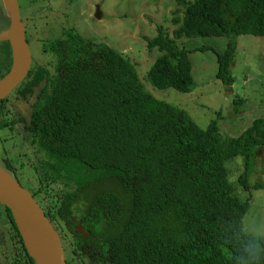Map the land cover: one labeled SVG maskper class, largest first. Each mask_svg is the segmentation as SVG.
Listing matches in <instances>:
<instances>
[{
  "label": "trees",
  "instance_id": "trees-1",
  "mask_svg": "<svg viewBox=\"0 0 264 264\" xmlns=\"http://www.w3.org/2000/svg\"><path fill=\"white\" fill-rule=\"evenodd\" d=\"M179 2L185 10L172 19L173 31L158 25L157 35L146 38L148 48L161 54L148 72L150 82L190 93L195 82L189 53L211 49L217 56L216 77L232 85L236 37L264 36V0ZM197 36L228 41L223 51L176 43ZM42 46L52 56L51 66H33L12 95L0 100V131L11 129L33 148L38 162L19 161L20 167L12 165L10 173L24 182V170L31 165L39 182L31 191L74 259L264 264V235L245 229L251 195L239 197L227 167L230 160L242 158L238 184L247 191L262 187L249 180L256 151L264 147V117L238 137H223L221 111L201 128L185 109L149 92L135 64L112 46L73 28L44 39ZM13 95L15 101L35 96L29 118L9 108ZM234 102L245 100L238 96ZM105 183L121 190L101 189L73 217L72 207L82 194ZM122 190L125 196L117 192ZM6 208L16 242L26 249Z\"/></svg>",
  "mask_w": 264,
  "mask_h": 264
},
{
  "label": "rangeland",
  "instance_id": "rangeland-1",
  "mask_svg": "<svg viewBox=\"0 0 264 264\" xmlns=\"http://www.w3.org/2000/svg\"><path fill=\"white\" fill-rule=\"evenodd\" d=\"M2 3L4 5V1L0 0V33L7 31L10 26L9 15L5 13V7L2 8ZM98 9L100 13L97 18L95 14ZM184 10L179 0H21L22 19L28 26L26 37L32 52L30 70L33 66H51L49 62L52 56L43 52L44 39L58 38L62 35L63 27L73 28L82 36L96 38L123 53L135 64L149 92L158 99L185 109L201 128H207L212 120L218 119V112L221 111V135L238 137L255 119L264 117V36L242 34L236 37L237 49L231 68L235 81L232 85L216 77L217 56L213 50L207 49L189 53L195 82L193 91L182 93L174 88L160 89L152 85L148 72L161 54L157 49L148 48L146 38L157 35L158 25L171 33L176 27L172 19L175 14L182 17ZM67 20L69 24L66 25ZM227 41L226 37L197 36L184 37L176 43L185 48L207 45L223 51ZM13 53L14 46L10 40L0 42V70L4 71L12 62ZM238 96L245 100L241 105L234 102ZM34 101L35 96L27 101H15L13 95L7 105L17 116L29 118ZM12 116L9 113V117ZM19 161L32 165L38 159L22 135L5 128L0 131V165L10 173L12 165L20 167ZM31 165L24 170L28 180L21 181L29 191L39 183ZM227 167L239 197L246 200L251 195L250 207L245 216L246 231L256 236L264 235V147H258L256 151L249 180L251 186L262 187L247 191L238 184L244 170L242 158L230 160ZM106 187L121 190L110 183L92 187L77 200L71 215L79 216L91 196ZM117 192L125 196L123 190ZM14 234L6 207L0 203V255L14 254ZM85 264L89 263L85 261Z\"/></svg>",
  "mask_w": 264,
  "mask_h": 264
},
{
  "label": "water",
  "instance_id": "water-1",
  "mask_svg": "<svg viewBox=\"0 0 264 264\" xmlns=\"http://www.w3.org/2000/svg\"><path fill=\"white\" fill-rule=\"evenodd\" d=\"M3 1L4 7L10 13L11 22L9 29L0 33V42L10 40L14 46V53L10 71L0 78V100L7 97L27 78L32 65V52L26 37V27L21 19L18 0ZM99 13L98 9L97 18ZM11 35L14 39H11ZM0 203L11 210L20 231L24 225L28 232L42 242L43 253L34 256L37 264H68L61 238L42 207L31 191L22 186L1 165ZM76 228L85 234L86 231L81 224Z\"/></svg>",
  "mask_w": 264,
  "mask_h": 264
},
{
  "label": "flooded vegetation",
  "instance_id": "flooded-vegetation-1",
  "mask_svg": "<svg viewBox=\"0 0 264 264\" xmlns=\"http://www.w3.org/2000/svg\"><path fill=\"white\" fill-rule=\"evenodd\" d=\"M18 3H19V7H20V12H21V0H18ZM4 7V5H3V3H2V8ZM4 10L6 11L5 13H7V15H9V17H8V19H9V24H10V22H11V17H10V14H9V12L4 8ZM22 13H21V19H22ZM66 18L68 19V16H66ZM22 21H23V19H22ZM24 22V21H23ZM25 23V22H24ZM65 24L67 25V24H69V20H67L66 22H65ZM25 26H26V33H27V28H28V26H27V24L25 23ZM10 27V26H9ZM63 30H62V33L65 31V30H67V29H69L68 27L66 28H62ZM12 43V42H11ZM13 60V59H12ZM33 64V63H32ZM11 67H12V62L10 63V64H8L5 68V70L4 71H2V70H0V78H2L3 76H5L9 71H10V69H11ZM31 67H32V65H31ZM31 71V70H30ZM30 71H29V73H30ZM29 75V74H28ZM33 193V192H32ZM36 199V198H35ZM6 210H7V208H6ZM79 225V224H78ZM75 226H77V225H75ZM15 235V234H14ZM24 239V238H23ZM62 241V240H61ZM25 242V241H24ZM63 243V242H62ZM15 246L17 247V249H15L14 248V254H12V255H8V254H1L0 255V264H36V261H35V259L30 255V253H29V251H28V249L26 248V249H24V248H22V244L19 242H16V239H15ZM26 245V244H25ZM64 247V246H63ZM23 250V251H22ZM66 252H65V254H66V262L68 263V264H77L79 261H80V264H85V261L87 262V263H89V264H99L98 262H94V261H91L90 259H88L87 257H85L84 259L83 258H81V259H74L72 256H71V254L70 253H68L67 252V250H65ZM26 253V254H25ZM23 255V256H22ZM9 256V258H7ZM15 256V257H14ZM25 256V257H24ZM26 256H27V259H25L26 258ZM11 257V258H10ZM29 257V258H28ZM33 258V260H32V258ZM11 259V260H10ZM87 259V260H86ZM22 260V261H21ZM74 262V263H73ZM82 262V263H81Z\"/></svg>",
  "mask_w": 264,
  "mask_h": 264
},
{
  "label": "bare ground",
  "instance_id": "bare-ground-1",
  "mask_svg": "<svg viewBox=\"0 0 264 264\" xmlns=\"http://www.w3.org/2000/svg\"><path fill=\"white\" fill-rule=\"evenodd\" d=\"M97 13V12H96ZM96 16V14H95ZM25 24V23H24ZM26 27V26H25ZM11 39H14V36L11 35ZM6 169V168H5ZM32 193V192H31ZM33 194V193H32ZM34 196V195H33ZM35 198V197H34ZM37 201V200H36ZM38 202V201H37ZM39 203V202H38ZM40 205V204H39ZM41 206V205H40ZM42 207V206H41ZM43 209V208H42ZM45 212V211H44ZM46 214V213H45ZM47 216V215H46ZM76 227V226H75ZM22 234H23V237L25 239V244H26V248L28 249L30 255L35 259V255H38V254H41L43 253V250H44V246L42 244V242H40L33 234H31L30 232H28L25 228L24 225H22ZM77 229V228H76ZM84 229V228H83ZM78 230V229H77ZM80 231V230H78ZM82 232V231H80ZM83 233V232H82ZM84 234V233H83ZM86 234V232H85ZM18 247V246H17ZM17 247H15L17 249ZM65 249V247H64ZM66 250V249H65ZM23 251V250H22ZM66 252V251H65ZM68 252V251H67ZM69 253V252H68ZM26 254V253H25ZM23 256V255H22ZM15 257V256H14ZM25 257V256H24ZM11 258V257H10ZM29 258V257H28ZM27 259V256L26 258ZM84 259V258H83ZM11 260V259H10ZM87 260V259H86ZM22 261V260H21ZM36 261V259H35ZM93 261V260H92ZM96 262V261H95ZM74 263V262H73ZM79 263V262H78ZM77 263V264H78ZM82 263V262H81ZM104 263V262H102ZM22 264V263H21ZM36 264H37V261H36ZM75 264V263H74ZM100 264V263H99Z\"/></svg>",
  "mask_w": 264,
  "mask_h": 264
},
{
  "label": "clouds",
  "instance_id": "clouds-1",
  "mask_svg": "<svg viewBox=\"0 0 264 264\" xmlns=\"http://www.w3.org/2000/svg\"><path fill=\"white\" fill-rule=\"evenodd\" d=\"M9 96V95H8Z\"/></svg>",
  "mask_w": 264,
  "mask_h": 264
}]
</instances>
